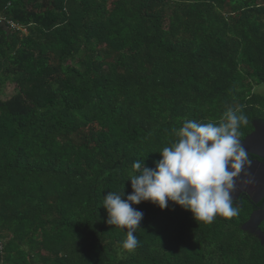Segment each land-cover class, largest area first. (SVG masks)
Returning a JSON list of instances; mask_svg holds the SVG:
<instances>
[{
	"label": "trees",
	"instance_id": "16d2710c",
	"mask_svg": "<svg viewBox=\"0 0 264 264\" xmlns=\"http://www.w3.org/2000/svg\"><path fill=\"white\" fill-rule=\"evenodd\" d=\"M0 264H264L242 225L150 202L134 250L103 198L131 194L185 120H264V0H0Z\"/></svg>",
	"mask_w": 264,
	"mask_h": 264
},
{
	"label": "clouds",
	"instance_id": "9594fccd",
	"mask_svg": "<svg viewBox=\"0 0 264 264\" xmlns=\"http://www.w3.org/2000/svg\"><path fill=\"white\" fill-rule=\"evenodd\" d=\"M248 120L241 112L229 108L220 123H198L185 120L171 146L160 152L154 168L137 160L132 165L129 181L132 192L109 191L103 198L107 223L127 229L122 248L134 250L135 235L143 212L133 205L150 202L164 210L169 202L191 212L196 221L212 223L217 216L231 218L238 214L232 194L242 170L251 163L242 147L239 129Z\"/></svg>",
	"mask_w": 264,
	"mask_h": 264
},
{
	"label": "flooded vegetation",
	"instance_id": "af4514ba",
	"mask_svg": "<svg viewBox=\"0 0 264 264\" xmlns=\"http://www.w3.org/2000/svg\"><path fill=\"white\" fill-rule=\"evenodd\" d=\"M262 127H264V120L258 119V120L253 121L252 128H251L250 132L246 133L244 136H242V135L239 136V138L241 139V141H240L241 145L246 140L247 137H250L256 131L257 128H262ZM248 149L252 150V151H257L261 155L264 156V144L255 143V145H251L250 147H248ZM248 156H249V159L251 161V163H250L251 166L254 163L257 164V166L254 167V168H256V173L257 172H264V158H262L256 154H253V153H248ZM249 168L250 167H246L245 168V169H247V170H245L246 173H244V171L242 170L241 174L239 175L238 180L236 181V188L232 194V197L236 198V200L233 201V206H235L237 208H242L244 205H247V204L250 205V208L252 209V211L249 215V218H250L251 214L254 211L264 210V198L258 204H255L251 201L248 194L247 193L245 194V192L242 191L243 189H245L248 192H250V195L252 197H254L257 189L260 186V181L255 177V175H253L252 178H249V175L252 172V167L250 169ZM242 175H246V176H242ZM263 177H264V175H263ZM238 192H240L239 196L237 195ZM249 218H248V220H249ZM260 230H262L264 232V221L260 226Z\"/></svg>",
	"mask_w": 264,
	"mask_h": 264
},
{
	"label": "water",
	"instance_id": "95a60500",
	"mask_svg": "<svg viewBox=\"0 0 264 264\" xmlns=\"http://www.w3.org/2000/svg\"><path fill=\"white\" fill-rule=\"evenodd\" d=\"M0 26L4 28V31L7 34L9 33V28L5 22H1ZM255 143L264 144V127L257 128L256 131L250 137H247L246 140L242 143V147L245 149V151L247 153H253V154H256V155L264 158V156L261 155L259 152L252 151V150L248 149V147H250L251 145H255ZM256 166H257L256 163H254L252 166H251V164L248 166L250 168L252 167V172L249 175V178H252L253 175H255V177L260 181V186L257 189L255 196L252 197L250 195V192H248L245 189H243L242 191L245 192V194L246 193L248 194V196L250 197V199L253 203L258 204L264 198V177H263L264 172H257L256 173V168H254ZM245 170H247V169H245V168L243 169L244 173H246ZM242 176H246V175H242ZM237 180H238V178H237ZM237 195L239 196L240 192H238ZM232 199H233V201L236 200V198H233V197H232ZM263 221H264V210L254 211L251 214L249 220L242 225V230L244 232H249V233L255 235L261 241V244L264 246V232L262 230H260V226L263 223Z\"/></svg>",
	"mask_w": 264,
	"mask_h": 264
},
{
	"label": "rangeland",
	"instance_id": "374dc122",
	"mask_svg": "<svg viewBox=\"0 0 264 264\" xmlns=\"http://www.w3.org/2000/svg\"><path fill=\"white\" fill-rule=\"evenodd\" d=\"M256 91L260 93H264V86L262 87H257ZM16 93V88L15 84L12 83V81L7 82L3 88L1 89L0 92V100L2 101H7L9 100L12 96H14Z\"/></svg>",
	"mask_w": 264,
	"mask_h": 264
},
{
	"label": "built area",
	"instance_id": "2783aa9c",
	"mask_svg": "<svg viewBox=\"0 0 264 264\" xmlns=\"http://www.w3.org/2000/svg\"><path fill=\"white\" fill-rule=\"evenodd\" d=\"M1 19V18H0ZM0 250H2V246L0 245Z\"/></svg>",
	"mask_w": 264,
	"mask_h": 264
}]
</instances>
